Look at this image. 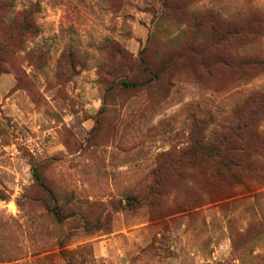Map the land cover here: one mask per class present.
<instances>
[{
	"label": "rangeland",
	"instance_id": "374dc122",
	"mask_svg": "<svg viewBox=\"0 0 264 264\" xmlns=\"http://www.w3.org/2000/svg\"><path fill=\"white\" fill-rule=\"evenodd\" d=\"M243 121L264 160V0H0V264H264Z\"/></svg>",
	"mask_w": 264,
	"mask_h": 264
},
{
	"label": "trees",
	"instance_id": "16d2710c",
	"mask_svg": "<svg viewBox=\"0 0 264 264\" xmlns=\"http://www.w3.org/2000/svg\"><path fill=\"white\" fill-rule=\"evenodd\" d=\"M141 64L145 72L149 76H151V71L147 67L146 61L142 59ZM157 78L158 77L155 76L152 80L147 81L145 85H150ZM120 86L125 89L137 87L136 84L129 82L128 80H122L120 82ZM255 131H257V128H253L248 124V122L243 121L238 128L230 129L231 133L236 132L238 134L240 138L238 142L232 140L228 135L221 136L216 140V144L223 149V152L219 151L216 153V156H210L212 176L217 181H227V178H230L234 180L235 183L229 185L228 188H225L223 190L218 189L214 193L213 198L215 200L231 198L239 192L242 194H244L245 192H250L251 189H249L248 187V182L264 184V160H253L251 158V155L249 154L251 147L247 140V134H253V132ZM241 141L242 143L239 144V142ZM261 149L263 150L264 148L261 147ZM235 185H238L241 188L243 187L244 190H238L233 193L232 187H234Z\"/></svg>",
	"mask_w": 264,
	"mask_h": 264
}]
</instances>
